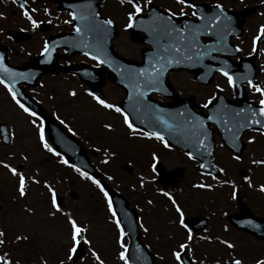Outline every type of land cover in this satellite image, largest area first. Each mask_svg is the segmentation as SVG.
<instances>
[{
  "label": "rangeland",
  "instance_id": "obj_1",
  "mask_svg": "<svg viewBox=\"0 0 264 264\" xmlns=\"http://www.w3.org/2000/svg\"><path fill=\"white\" fill-rule=\"evenodd\" d=\"M126 39L127 35L120 33L116 46L125 57L137 58L135 56L138 47L130 45ZM187 79L186 73L176 71L171 76V83L180 95L182 92L185 95L193 94L196 99H199L201 94H211L216 86H221L220 82H215L209 87H202L194 82L189 84ZM43 83L44 87L40 86L38 92L43 100L40 101L36 97L38 101L46 111L57 117L68 132L83 143L86 150L93 151L90 153V160L94 167L130 202L131 207L138 204L142 206L146 221L152 224V231L157 234L155 237L160 239L159 243L152 244V248L161 255H169L166 251L171 246L176 248L183 242L184 234H179L177 228L172 226L173 212L165 206V199L158 194L160 186L157 176L148 167L153 155L159 157L166 152L164 145H157L154 149L151 143L130 138L122 118L94 104L96 101L87 93L88 87L77 79L60 74L44 77ZM103 92L104 101L112 105L118 104L124 97V92L112 83H106ZM23 113L18 106L0 98V122L6 123L12 134L8 146L0 143V232L5 233L0 258L9 259L12 264H125L128 244L124 235L120 236L122 229L120 226L117 228V221L106 207L104 196L97 192L98 183L94 184L92 180L88 181L86 176L81 177L73 170H67L61 162L63 156H52L40 142L39 124L33 123L29 115ZM42 132L44 143L53 148L43 129ZM248 139V136L244 138L245 143L249 145L244 157L235 161L220 149L222 145L219 138H216L219 141L216 150L217 164L227 175L225 180L223 178L225 184L227 179H231L239 186L248 209L255 215L264 217V196L257 192L260 186H264V169L253 164V161H259L260 156L264 155V149L262 146L248 143ZM258 141L264 140L259 138ZM153 149L155 153L152 156H145ZM254 151L258 154L254 155ZM182 156L184 155L178 153L164 155L162 167L167 170L183 169L185 183L188 180L191 183L198 182L199 179L193 177V167ZM5 163L25 177L24 197H20L17 190L18 176L8 172L3 167ZM34 180L38 182L33 183ZM182 191L184 192L178 199L185 203L190 200L188 196L194 191L189 190L188 186ZM230 193L231 188L226 187L217 196L211 192L199 196H203V199L215 198L225 211L232 212L236 209V202L231 199ZM54 194L63 202L60 212H55L52 208L51 198ZM73 194H76V198H73ZM69 218L85 229L83 239L89 241L88 244L84 243L85 254L76 261H73L74 257L67 259L70 247V226L67 223ZM222 234L234 245L236 254L242 253V264L254 263L253 261L260 259L262 242L257 244L251 238L242 241L244 236L235 235L233 230ZM17 236H26L27 239L17 241ZM172 236L176 240H173ZM206 245L210 244H202L205 247ZM248 248H253L251 251L258 257H249L246 254ZM204 251L210 255L206 248ZM92 252L97 254L98 260L93 257ZM203 252H200L202 258ZM121 253L124 259H121ZM216 253L223 254L225 251ZM211 259L207 260L210 263L199 264H211ZM158 264L177 262L160 258ZM213 264L226 263L222 260Z\"/></svg>",
  "mask_w": 264,
  "mask_h": 264
},
{
  "label": "flooded vegetation",
  "instance_id": "obj_2",
  "mask_svg": "<svg viewBox=\"0 0 264 264\" xmlns=\"http://www.w3.org/2000/svg\"><path fill=\"white\" fill-rule=\"evenodd\" d=\"M99 2L102 20L111 21L116 26L117 34L112 40L113 47L121 56L125 57L119 47L116 46L118 35L125 33L127 35L126 42L138 47L135 56L137 58H126L140 63L143 60V52L151 48L142 42H134L133 38L144 39L147 36L143 32L146 26L141 22L134 23L132 21V27H128V16L133 10L131 5L126 3V0L123 3L121 0H99ZM134 2L141 7V12L138 15H146L152 4H155V8L158 7L161 11L168 13V15H164L160 11L158 13L154 8L160 21L153 19V23L160 24V35L168 36L170 41L174 38L180 52L186 53L189 68L177 72L186 73L189 84L194 82L202 87H209L215 82L221 84L219 87L216 86L218 88H215V91H212L211 94H201L199 99H196L193 94L187 93L185 95L184 92L179 91L180 95L171 83V76L176 71H170L164 79L166 87L162 88L163 94H154L156 100L175 104V111L185 110L190 116L194 114L208 116L209 112L204 105L215 98H218L220 102L218 112L228 118L248 114L252 111L253 106H260L259 95L249 88L247 81L251 79L254 84L264 88V38L256 41L255 51H253V39L259 34L258 29L260 26L264 25V0H185L183 4H178L176 0H134ZM217 4L221 5L220 9L215 7ZM95 8L96 0H89L79 5L75 10L77 19L73 20L70 15L72 12L69 2L22 0V3H19L14 2V0H0V64L3 63L5 68L9 70L7 73L0 70V79H4L7 74L11 77L10 72L13 68L34 65V59L41 55L45 43L51 38L74 34L77 27L83 32H88L87 29L90 28L95 35L99 34V42L104 45L106 37L111 35V26L97 21ZM24 12H28L39 26L33 28L29 20L23 15ZM182 12L183 14H181ZM81 16L85 18L81 19ZM217 16L220 17L219 21L215 20ZM18 33L23 34V36L17 38L16 34ZM236 49H240V51H236ZM65 54V49H59L56 52L58 65L86 64L93 69L107 70L96 60L86 56L76 55L66 61L62 58ZM229 64L235 82L232 87H229L226 77L221 75L219 71L222 69L229 72ZM210 79L211 84L204 85ZM43 81L44 75H42L40 83H43ZM238 82L241 86L240 94L237 93ZM106 83L111 82L107 81ZM22 85L24 91L31 97H37L40 101L43 100L38 95L39 88L33 89L24 86V84ZM190 90L192 91L191 88ZM0 98H4L6 102H10L14 106L8 90L2 84H0ZM179 115L186 116L187 113H180ZM211 128L215 129V126L212 125ZM245 136H248L249 139L253 138L250 144L262 146L264 149V141H258L262 137L256 132L247 131L243 136V141ZM215 154L216 152L214 157L217 161ZM257 154L254 151V155ZM198 155H202V152H198ZM186 157L187 160L198 165L197 160H190L188 156ZM263 157L264 155L260 156L259 159ZM193 177H197L199 181L196 184L189 181L187 183L189 190L194 191L191 196H188L190 200L185 203L180 202L178 197L181 198V193L184 191L178 192L173 199L178 207L182 209L185 218L199 216L208 220V228L195 235V237L215 243L219 238L224 237L222 233L226 229H231L234 234H239L229 226L228 222H225L228 214L237 212V203L235 211L225 214L224 209L220 206V203H217L215 198L203 199V196L199 195L208 192L202 190V188L194 187L197 184H204L202 181L204 176L197 174ZM209 179L212 180L214 185L218 183V188L221 187L219 181L213 178ZM220 192L222 190L214 189L211 193L217 196ZM245 204L247 205L246 201ZM203 208H206V210H203ZM194 224L199 225V223ZM172 226L177 228L178 233L182 231L178 227V222H175ZM193 252L195 250L190 249L189 253L191 255Z\"/></svg>",
  "mask_w": 264,
  "mask_h": 264
},
{
  "label": "snow or ice",
  "instance_id": "obj_3",
  "mask_svg": "<svg viewBox=\"0 0 264 264\" xmlns=\"http://www.w3.org/2000/svg\"><path fill=\"white\" fill-rule=\"evenodd\" d=\"M15 2V0H14ZM121 2H125V0H121ZM176 2L178 4H183L185 2V0H176ZM126 3L131 5V8H132V12L129 14L128 16V27L131 28L132 27V21H133V18H134V15H138L140 12H141V7L138 3H135L134 0H126ZM23 7V6H21ZM189 7H191V5H189ZM215 7L217 9H220L221 8V5L220 4H217L215 5ZM47 11V10H45ZM183 14V12L181 13ZM195 14V13H193ZM23 15L25 16L26 19L29 20V22L31 23L32 27L33 28H36L38 27V23L32 19V17L28 14V12H24ZM70 15L72 16V19L73 20H76L77 19V16L76 15H72L70 13ZM170 15H172L170 13ZM81 19H84L85 17L81 16L80 17ZM215 20L219 21L220 20V17L217 16L215 17ZM104 24L106 25H111V21H105ZM81 31V29L79 27L76 28V32L79 33ZM258 35L253 39V51H255V44H256V41L257 40H260L262 38H264V25H261L260 28L258 29ZM236 51H240V49H236ZM45 54H48L50 56V53H49V50H48V44L45 43L44 45V50L43 52L41 53V55H45ZM85 55H88L87 52L84 53ZM93 60H96L97 63H101L102 61H100L96 56H92L91 57ZM155 67V66H154ZM0 70L4 71V72H8V69L7 68H4L2 64H0ZM220 71V74L225 76L226 79H227V83L230 87L234 86V80H233V76L232 75H229L228 72L224 71V70H219ZM162 72V69H156V76L158 77ZM13 76H15L16 74L15 73H12ZM21 79H26V77L24 76H20ZM248 83V86L249 88L253 89V91L255 93H257L260 97L259 99V112L256 113V112H252V115L253 116H259L260 118H264V88H261L260 86L256 85L253 83V81L251 79H249L247 81ZM0 84H2L9 92L12 100L18 105V107L25 113H27L29 116L33 115L32 112L29 111L28 108H26L22 103H20L18 100H17V97H16V93L14 91L13 88H11L7 83L4 82V80L0 79ZM70 95H75V93H70ZM89 95H92V93H89ZM96 103L98 105H100L101 107L105 108V109H110V110H114L115 112L119 113L120 115H122L124 117L123 119V123L127 126V128L129 130H131L132 132H136L137 130L133 127V125L129 122V119L126 115H124L123 112H121V109L119 107H114L112 104L110 103H106L103 99H100L96 96H93L92 97ZM212 101L209 100L205 105L204 107H208V105L211 103ZM243 111V110H241ZM209 119H212V117L210 116ZM161 123H163V121H161ZM248 123H251V124H260L262 127H264V119H261V120H256V119H253V120H250L248 121ZM242 126H247L246 124L245 125H242ZM106 128H110V126L108 125H105ZM168 127H171V126H168ZM201 128H202V125H201ZM261 135H264V131H262L260 133ZM143 136L146 137V138H149V139H152V138H155L161 142H164V137L157 134V133H152L151 135H149V133L145 132L143 133ZM40 142L43 144L44 148L48 151V152H53L52 148H50L46 143H44V137H43V132L41 131L40 132ZM201 146H203V141H198ZM252 141H249V143H251ZM164 147L165 148H168V144L167 143H164ZM54 155H56V153H53ZM188 158L191 160L193 159L192 155L191 154H188ZM152 159L153 161H155L157 159V157L155 155L152 156ZM62 163H67L66 161H61ZM254 163H257V164H264V160L262 161H254ZM3 167L5 169L8 170V172H10L13 176H18V181H19V186H18V192H19V195L20 197H24L26 195V191H25V177L23 175H20L18 174L17 170L15 168H12L10 167L7 163L3 164ZM201 168L204 167L203 164L200 165ZM153 170L155 171V165H153ZM77 172H80V169H76ZM80 175L81 177H85V173L83 172H80ZM87 179H92L90 176L89 177H85ZM213 179H215V177H213ZM38 181H33V183H36ZM92 183L96 184L97 182L95 180H92ZM143 186V185H141ZM251 186V185H249ZM97 187H99V184H97ZM194 187H197V188H208L209 190L211 189V186L210 185H204V184H197V185H194ZM261 192H264V186L260 187L259 189ZM49 191L51 192V189L49 188ZM101 191L103 192V189L101 188ZM163 195H165L168 200L172 201L173 203V206H175V201L173 200V197L168 194L167 192L163 193ZM105 199H107V194L105 193ZM52 208L55 210V212H60L61 209L60 207L57 206V203H56V200L55 198H53L52 200ZM108 210L109 212L112 211V206H111V202L109 201V205H108ZM175 210L177 213L180 214V227L184 228L185 227V223H184V218H183V213L181 212V209L178 207V206H175ZM113 215H115L113 213ZM68 225L70 226V247L68 248V256H67V259L71 260L73 258V254L76 253L77 251V246L83 242L85 244H88L89 241L87 239H83V233L85 232V229L78 226L76 221L69 218L68 221H67ZM117 228H119V223L117 222ZM5 233L4 232H0V245H3L4 243V240H3V237H4ZM124 233L123 231L121 230L120 232V236L123 237ZM21 239H27V237H21V236H17L16 237V240L19 241ZM187 239L188 241H191L192 240V235L191 233L188 234L187 236ZM221 243L225 244L226 247L228 249H233L234 248V245L232 243H228L226 241H221ZM121 247H123V245L121 244ZM188 248V244L187 243H180L179 244V251H175L172 253L173 257L175 258V260L177 261V264H180V261L182 259V252L187 250ZM92 255L93 257H96L97 260L99 259L97 257V254L95 252H92ZM121 259H124V255L123 253H121ZM0 264H12V262L9 260V259H4V258H0ZM125 264H127V262L125 261ZM231 264H242V261L240 259H237V258H233L232 259V262ZM256 264H264V260H257Z\"/></svg>",
  "mask_w": 264,
  "mask_h": 264
},
{
  "label": "water",
  "instance_id": "obj_4",
  "mask_svg": "<svg viewBox=\"0 0 264 264\" xmlns=\"http://www.w3.org/2000/svg\"><path fill=\"white\" fill-rule=\"evenodd\" d=\"M50 70V69H48ZM70 71L69 69H66ZM44 72H58V71H44ZM38 113L46 120L48 126V132L50 137L55 144L56 148L63 152L70 163L79 166L89 174L95 176V178L102 181V176L96 172L91 165L88 163V159L84 150L81 148L78 141L73 137L67 135V133L49 116L38 108ZM167 134V133H166ZM187 133L181 132L180 130H174L167 134L168 138L174 136L185 137ZM0 140L4 145H8L11 141L10 132L6 124L0 123ZM190 138L187 136L186 142L189 143ZM160 182L165 187L175 185L181 178V175L177 172L167 173L160 171ZM174 177L171 182H168V177ZM103 182V181H102ZM103 185L109 191L112 198L114 199V205L119 215L124 218V222L129 224L130 233L132 234L133 243L131 245V258L130 264H155V257H153L145 248V246L139 241V234L136 226L135 214H132L133 219L126 217L128 203L119 195H117L110 187ZM242 206V205H241ZM243 210V207H241ZM126 211V212H125ZM237 228L245 230L254 234L256 237L264 240V219L256 218L252 214L243 213L238 216H232L229 218ZM83 252V248L79 251L78 257ZM185 264H190L184 261Z\"/></svg>",
  "mask_w": 264,
  "mask_h": 264
}]
</instances>
